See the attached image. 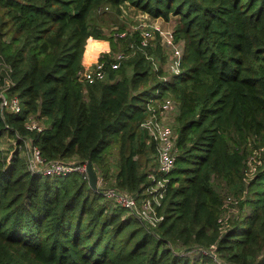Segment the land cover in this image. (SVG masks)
<instances>
[{"label": "trees", "instance_id": "16d2710c", "mask_svg": "<svg viewBox=\"0 0 264 264\" xmlns=\"http://www.w3.org/2000/svg\"><path fill=\"white\" fill-rule=\"evenodd\" d=\"M124 2L178 17L172 81L140 90L147 44L118 67L108 59L103 80L81 75L107 44L94 10ZM0 10V264H264V0H0ZM166 90L179 105L178 152L156 226L102 201L78 171H33L21 153L30 140L45 161L91 159L106 177L117 144L110 187L141 197L148 174H164L140 168L137 155L156 151L140 123Z\"/></svg>", "mask_w": 264, "mask_h": 264}, {"label": "rangeland", "instance_id": "374dc122", "mask_svg": "<svg viewBox=\"0 0 264 264\" xmlns=\"http://www.w3.org/2000/svg\"><path fill=\"white\" fill-rule=\"evenodd\" d=\"M2 15L3 13L0 10V18L3 17ZM93 15L94 20L92 21L97 22L98 26H101L105 34L104 38L95 39L100 41L102 40L107 44L99 47L100 49L98 48L97 53H95V55L90 59L88 57L86 58L81 69L82 72L90 69V67H95L98 62L104 61L106 64L108 59H119V63L121 61L123 62L124 60L126 61L127 59L135 55L138 44H141V41L144 38L147 42V45H149L151 49H153V53L147 52V56L151 61V74L149 75L147 81H143L140 84V90L144 89L145 86L152 84L155 78H168V81H172L174 79V77L171 75V64L174 60L175 50L179 49L182 52L184 51L182 40L177 42L175 41V44H169L167 40V35H170V33L173 32V29L177 23L178 17L176 15H170V17L166 20L161 16H153L148 12L143 11L139 7L132 5L130 2H124L120 4L118 8L111 5H100L96 7ZM107 36L111 37L114 43L113 46L111 45V40L106 38ZM117 54H121V57L117 58ZM102 56H107V58L100 59L99 57ZM158 70L162 71V75L158 73ZM107 72L108 70L106 69L105 77L103 79L106 78ZM165 97L173 102V109L166 113L165 117L169 126L171 125L170 129H172V132H174L176 141V116L179 112V105L177 98L171 92L164 95L163 99L160 100V102L162 101L161 103L165 101ZM160 102L150 103L152 104L151 106H153V109L155 111H158V109H160ZM32 121V124H38L37 119L33 118ZM40 124L42 125L41 122ZM29 144H31L30 140L26 142L27 149L22 148L21 150V153L24 155L27 163L31 160L32 157V152L30 150ZM256 144L257 141L251 139L248 145V160L251 168H254L253 165L255 162L260 163V160L258 159V157L260 156V150L257 148ZM176 152H178V150H176ZM137 158L140 163L141 170L149 171L157 168L156 151L154 153H151L150 151H147L146 153H140L137 155ZM106 161L108 163L109 172L106 177H103V175L101 176L102 181L100 182V184H98L100 188L110 187V183L112 184L114 182L118 162L117 144H114L110 148V152L106 154ZM65 162L77 163L79 162V160L66 159ZM35 164H37V162ZM37 167L40 168V166ZM105 200L106 199L104 198L102 199V201ZM228 203L229 202H227V204ZM226 218L227 217H225V219Z\"/></svg>", "mask_w": 264, "mask_h": 264}, {"label": "built area", "instance_id": "2783aa9c", "mask_svg": "<svg viewBox=\"0 0 264 264\" xmlns=\"http://www.w3.org/2000/svg\"><path fill=\"white\" fill-rule=\"evenodd\" d=\"M118 35V34H116ZM144 36V35H143ZM169 44H175L173 39V32L167 35ZM142 45H146L147 42L143 38ZM183 52L179 49L175 50L174 60L171 64V75L174 77L180 72V62ZM121 54H117V58H120ZM119 59L111 60L112 67H118ZM83 78L90 82L96 80H102L106 73V64L104 61L98 62L95 67L85 71H80ZM157 99H151L148 103V113L146 117L141 121L140 126L148 131L149 138L155 142L156 146V161L157 172L164 174L163 176H157L155 172H150L148 177L150 182L144 187L141 197L129 193L128 191L118 187H104L100 188L104 199L111 200L115 204H118L125 208L128 212L136 216L138 219L146 222L150 226H156L158 222L163 218L162 214L158 213L157 206L161 203V199L164 196L167 189L168 177L165 175L174 166L177 156V147L175 141V134L170 129L171 125L166 121V113L173 109V102L166 97L163 103L160 102L163 97L158 96ZM2 103L8 105L13 111H19L21 106L16 98H13L10 102L7 98L1 94ZM8 101V103H7ZM161 103L160 109L155 111L150 103ZM35 126V124H32ZM31 143V142H30ZM30 145L32 152L29 166L33 171H41L50 174H67L71 171H78L85 177H87L86 161H79L74 163L65 162V160H53L45 161L36 146ZM37 162V164H35ZM40 164V165H38ZM37 166H40L38 168ZM102 181V177L98 175V184ZM206 252V250H204ZM218 264H228L217 259Z\"/></svg>", "mask_w": 264, "mask_h": 264}, {"label": "water", "instance_id": "95a60500", "mask_svg": "<svg viewBox=\"0 0 264 264\" xmlns=\"http://www.w3.org/2000/svg\"><path fill=\"white\" fill-rule=\"evenodd\" d=\"M86 170H87L88 183L90 187L95 190L100 189V186L98 185V173L94 168L91 159H88L86 161Z\"/></svg>", "mask_w": 264, "mask_h": 264}, {"label": "crops", "instance_id": "0c3cea01", "mask_svg": "<svg viewBox=\"0 0 264 264\" xmlns=\"http://www.w3.org/2000/svg\"><path fill=\"white\" fill-rule=\"evenodd\" d=\"M166 93H168V90L165 91ZM164 94L160 95V97H163ZM153 100L157 99V97L152 98ZM149 103V102H148Z\"/></svg>", "mask_w": 264, "mask_h": 264}]
</instances>
